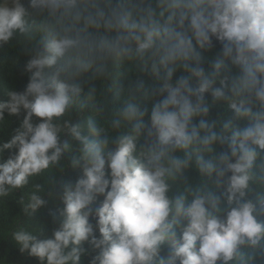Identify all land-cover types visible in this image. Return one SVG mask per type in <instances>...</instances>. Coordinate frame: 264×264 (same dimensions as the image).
I'll return each instance as SVG.
<instances>
[{
    "label": "clouds",
    "instance_id": "9594fccd",
    "mask_svg": "<svg viewBox=\"0 0 264 264\" xmlns=\"http://www.w3.org/2000/svg\"><path fill=\"white\" fill-rule=\"evenodd\" d=\"M15 39L28 82L0 101V122L25 115L0 147L16 150L0 162V198L63 171L74 145L71 167L82 170L53 193L63 207L49 213L51 237L12 234L21 254L39 264H264V0H0V48ZM122 76L114 112L86 115ZM45 191L34 185L25 213L46 206Z\"/></svg>",
    "mask_w": 264,
    "mask_h": 264
},
{
    "label": "trees",
    "instance_id": "16d2710c",
    "mask_svg": "<svg viewBox=\"0 0 264 264\" xmlns=\"http://www.w3.org/2000/svg\"><path fill=\"white\" fill-rule=\"evenodd\" d=\"M25 44L22 39H15L11 44L4 45L0 48V101L7 102L9 91H23L27 82L28 75L24 71L27 62V55L24 51ZM219 50V44L212 53H206V56L213 55L215 51ZM178 73L177 75H179ZM127 87V82L122 76L117 89L113 92H107L103 97L97 98L95 102V110L92 106L87 110L86 115L92 116L98 122H103L105 118L111 115L114 110L123 102L125 95L123 88ZM211 102V98H209ZM149 110L151 105H146ZM103 108V114L100 109ZM226 106L218 105L211 111L213 119H221L226 116ZM24 113L19 116H12L8 113L4 114V120L0 122V147L4 143L11 140L15 130L19 128L24 119ZM35 120V118H34ZM246 121L241 122V126L246 125ZM115 135V133H112ZM16 153L15 149L5 150L0 156V162L6 161L10 156ZM79 155V146L74 145L72 150L66 156V166L63 171L60 168L52 169L40 177L32 178L30 184L23 190H14L6 197L0 198V264H39L35 258L29 257L27 254H21L18 246L12 239V234L24 228L33 232L41 238H48L52 236V232L59 226L58 221L54 222L50 212L59 215V209L63 205L60 200L54 198L53 193L56 192L63 184L71 181L74 182L82 175L81 168L71 167V159ZM189 180L192 183H199V173L193 168L188 173ZM44 185L46 191L42 194L47 201L44 208L40 209L34 215L25 213L24 208L28 202L30 193L34 190L35 184ZM181 185L173 184L172 191L176 192ZM255 198V192L252 193ZM103 197L100 198V201ZM95 206H99V202ZM164 255H167L165 251ZM84 264H88L89 258L84 257Z\"/></svg>",
    "mask_w": 264,
    "mask_h": 264
}]
</instances>
